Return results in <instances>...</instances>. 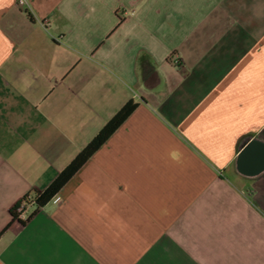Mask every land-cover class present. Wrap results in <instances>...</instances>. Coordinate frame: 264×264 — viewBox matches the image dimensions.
<instances>
[{
	"label": "crops",
	"instance_id": "obj_1",
	"mask_svg": "<svg viewBox=\"0 0 264 264\" xmlns=\"http://www.w3.org/2000/svg\"><path fill=\"white\" fill-rule=\"evenodd\" d=\"M26 2L0 0V264H264V0Z\"/></svg>",
	"mask_w": 264,
	"mask_h": 264
},
{
	"label": "trees",
	"instance_id": "obj_2",
	"mask_svg": "<svg viewBox=\"0 0 264 264\" xmlns=\"http://www.w3.org/2000/svg\"><path fill=\"white\" fill-rule=\"evenodd\" d=\"M134 110V104L129 103L126 105L91 141V143L82 151L76 160L43 193H38L34 197L36 199L37 207H44L48 202H50L60 192L64 185L74 176V174L106 143V141L124 123ZM13 216L16 217L14 210Z\"/></svg>",
	"mask_w": 264,
	"mask_h": 264
},
{
	"label": "built area",
	"instance_id": "obj_3",
	"mask_svg": "<svg viewBox=\"0 0 264 264\" xmlns=\"http://www.w3.org/2000/svg\"><path fill=\"white\" fill-rule=\"evenodd\" d=\"M18 6L22 9H26L27 2L26 0H17ZM178 57L174 56L172 58V62L174 64H178ZM31 205H36V199L30 196L25 197L22 199L14 208V213L16 217L21 218L22 216L25 215V212Z\"/></svg>",
	"mask_w": 264,
	"mask_h": 264
},
{
	"label": "water",
	"instance_id": "obj_4",
	"mask_svg": "<svg viewBox=\"0 0 264 264\" xmlns=\"http://www.w3.org/2000/svg\"><path fill=\"white\" fill-rule=\"evenodd\" d=\"M249 142H250V140L246 141L245 144H244V146H246V148H245V150H244V152H243V155H244L245 153H247L248 150L250 149V146H248V145H249ZM254 143H256V141H253L251 144H254ZM251 144H250V145H251ZM247 146H248V147H247Z\"/></svg>",
	"mask_w": 264,
	"mask_h": 264
}]
</instances>
